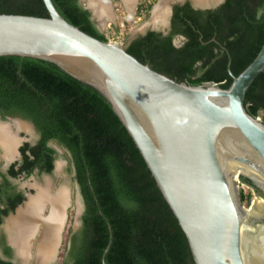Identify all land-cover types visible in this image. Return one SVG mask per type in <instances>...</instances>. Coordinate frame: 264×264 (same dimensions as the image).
I'll use <instances>...</instances> for the list:
<instances>
[{
    "label": "trees",
    "instance_id": "1",
    "mask_svg": "<svg viewBox=\"0 0 264 264\" xmlns=\"http://www.w3.org/2000/svg\"><path fill=\"white\" fill-rule=\"evenodd\" d=\"M52 1L70 24L109 42L80 0ZM155 3L141 0L136 17L149 18ZM0 14L49 17L43 0H0ZM177 37L185 39L180 47L174 43ZM263 45L264 0H224L208 10L189 2L176 5L168 34L149 30L126 50L178 83L228 89L233 82L229 58L231 72L238 76ZM245 108L264 123V72L249 88ZM0 117L27 121L38 135L35 144L19 149L20 161L6 174L0 172V226L25 200L9 179L30 177L36 170L52 174L57 159L53 142L70 155L84 206L76 232L69 218L61 264H103L107 249L106 264H195L188 240L142 155L98 91L50 62L0 57ZM240 196L245 205L252 199L251 193L241 191ZM0 243L10 255L11 249ZM0 264L13 263L0 258Z\"/></svg>",
    "mask_w": 264,
    "mask_h": 264
},
{
    "label": "water",
    "instance_id": "2",
    "mask_svg": "<svg viewBox=\"0 0 264 264\" xmlns=\"http://www.w3.org/2000/svg\"><path fill=\"white\" fill-rule=\"evenodd\" d=\"M188 1L204 10L224 2ZM43 2L48 18L0 14V57L55 64L107 100L177 218L195 264H264V216L249 220L255 200L247 210L236 184V178L248 180L264 201V123L245 108L249 88L264 72V45L238 76L231 72L229 58L233 82L228 89L212 83L190 86L141 63L122 44L103 42L73 26L52 0ZM85 9L95 24L93 8ZM149 30L154 29L141 35ZM17 120L35 131L31 123ZM60 243L61 235L54 256Z\"/></svg>",
    "mask_w": 264,
    "mask_h": 264
},
{
    "label": "rangeland",
    "instance_id": "3",
    "mask_svg": "<svg viewBox=\"0 0 264 264\" xmlns=\"http://www.w3.org/2000/svg\"><path fill=\"white\" fill-rule=\"evenodd\" d=\"M119 1L120 4L118 6L113 2V0H107L111 12V18L106 23H101L98 20L95 22V24L97 27L101 29L102 33L108 37L109 42L122 44L125 48L127 44L130 42V38L132 35L140 36L145 32V30L148 27L150 29H154L155 31H159V32L166 31L172 16V12H171L172 6L174 4L183 3L185 1L189 2L188 0H171L167 8L168 11H167L166 23L164 25L155 26L150 24L152 20V10L150 17L147 18L146 20L141 18L139 19L136 17V9H137L136 4L139 3L141 0L135 1V8L133 11L130 10L128 11L127 9H125L122 0ZM160 1L161 0H156V3L154 4L153 8H155ZM80 2L85 7L90 5L88 0H80ZM174 43L177 47H180L183 45L184 40L182 38L177 37L175 38ZM0 121L10 125V128H12V132H15L17 134V139L22 141L21 145L23 144V142H29L31 144H34L37 141L38 135L36 131L19 129L18 125L23 126L20 123V121L12 118L2 119L1 117H0ZM21 145L20 146L18 145V147L21 148ZM50 145L56 150H58L56 167L53 174L51 176H47V175L40 176L34 173L30 177H23L21 179L15 180L14 182L16 184H19L22 187V189H24V191L27 192L28 195L30 196H33L35 194L33 190L36 191L37 188L41 185H44L46 181H49L50 184L52 185L53 192H56L62 188H65L67 190L69 197L64 211V215H63L64 219L62 222V228L60 232L61 243L60 246L58 247L61 248L60 252L62 253L64 248V242L67 239L66 233L64 232L65 226L69 224L68 223L69 218L72 217L73 219L72 226L74 227L76 217L78 216V214L83 213L84 206L79 191V187L75 181L73 167L70 164V155L68 151L56 143L52 142ZM18 150L19 149H17V151ZM17 151L15 152L14 158L8 159L5 151H3L2 148H0V168L2 170L6 169L11 164L20 160ZM236 184L237 186H239L240 192L243 191L245 194H249V193L252 194V199H251L252 201L256 199L263 200V197L259 192L257 193L253 187L244 184L241 180H239V178H236ZM243 206L247 210L251 209V206L249 204L248 205L243 204ZM43 214L48 215V207L45 208ZM65 218H68L67 222L65 221ZM260 219L262 220V217L259 218V220ZM18 260L19 259L17 258V261ZM61 263H62V259L60 256H58L55 261V264H61Z\"/></svg>",
    "mask_w": 264,
    "mask_h": 264
},
{
    "label": "bare ground",
    "instance_id": "4",
    "mask_svg": "<svg viewBox=\"0 0 264 264\" xmlns=\"http://www.w3.org/2000/svg\"><path fill=\"white\" fill-rule=\"evenodd\" d=\"M90 6L95 12V18L101 23H106L111 18V12L107 0H88ZM136 0H122V3L128 11H133ZM171 0H161L155 7L150 24L155 26L164 25L166 23L168 5ZM216 0H193L196 4H209ZM19 129L25 127L18 125ZM26 130V129H25ZM9 126L0 125V145L5 150L8 159L15 156L18 139L14 137ZM237 172H235V176ZM50 182L37 188V193L31 197L25 204V208H21L17 213L18 216L13 220H9V229H11V242L18 250L20 257L25 264H50L54 258V251L58 242V236L63 221L64 211L68 202V192L65 188L59 189L52 193L49 191ZM50 204V214L46 218H42V205ZM255 206L249 213L251 218H263L264 216V201L256 199ZM42 223L43 229L40 240L38 241L37 252L31 257L30 252H27L29 243L33 238V231L36 225ZM32 262V263H31Z\"/></svg>",
    "mask_w": 264,
    "mask_h": 264
},
{
    "label": "flooded vegetation",
    "instance_id": "5",
    "mask_svg": "<svg viewBox=\"0 0 264 264\" xmlns=\"http://www.w3.org/2000/svg\"><path fill=\"white\" fill-rule=\"evenodd\" d=\"M185 3H187V1H185V2H183V3H177V4H174L173 6H172V8H171V12H172V14H173V10H174V7L176 6V5H179V6H183V5H185ZM171 18H172V16H171ZM167 29H170V31H171V19H170V22H169V26H168V28ZM169 31V32H170ZM168 32V33H169ZM179 38H182L184 41H185V39L183 38V37H179ZM12 119H16L17 120V118H12ZM15 138H16V136H14ZM38 140V139H37ZM37 142V141H36ZM35 142V143H36ZM25 143H29V142H24L23 143V145L25 144ZM34 143V144H35ZM52 143V142H51ZM50 143V144H51ZM31 144V143H30ZM22 145V146H23ZM21 146V147H22ZM55 149V148H54ZM56 150V149H55ZM57 151V156H58V150H56ZM20 157H21V154H20ZM21 159V158H20ZM20 161V160H19ZM56 161H57V159L55 160V163H54V171H55V167H56ZM8 168H9V166L6 168V169H1L0 168V172L1 173H3V174H6L7 173V171H8ZM53 171V172H54ZM34 173H36V175H40V176H44V175H47V176H51L52 174H39L38 173V171L36 170ZM33 173V174H34ZM21 178H23V177H21ZM21 178H18V179H21ZM18 179H9L10 180V182H11V184L16 188V190H17V192H21V193H23L24 194V196H25V200L16 208V210L13 212V213H10L5 219H4V222H3V224L0 226V242H1V240H3V243L7 246V247H9L10 249H11V254L10 255H7L6 253H4V250H3V246L1 245V243H0V258L1 259H3V260H5V261H9V262H12L13 264H25L24 262H23V260H22V258L20 257V255H19V253H18V250L16 249V247L13 245V243L11 242V235H10V233L12 234V232H11V229H9V223L11 222H8L9 220H10V217L13 215H15L13 218H11V220H13L14 218H16L17 216H18V213H17V209L19 208V207H23V208H25L26 207V203L28 202V197H33L36 193H37V190L36 191H34L33 190V192L35 193L33 196H30V195H28V193L27 192H25L24 191V189H22V187L19 185V184H16L14 181L15 180H18ZM0 181H1V178H0ZM45 184V183H44ZM43 186V185H42ZM49 191L50 192H52V193H54L53 191H52V185L50 184V189H49ZM41 207H48V215H44L43 214V212H44V210H45V208L44 209H42L41 208V215H42V218H46V217H48L49 216V214H50V210H51V205L50 204H45V205H42ZM68 221V218H66V222ZM67 225V224H66ZM61 228H62V226H61ZM42 229H43V225H42V223H40V224H38V225H36L35 226V228H34V231H33V237L34 238H32V240H31V242L29 243V245H28V248H27V252H30V254H31V257H33L35 254H36V252H37V246H38V241L40 240V237H41V234H42ZM66 230V226H65V229H64V232H66L65 231ZM60 232H61V230H60ZM73 232H74V227H73ZM60 249L61 248H57V252H56V255L54 256V258H53V260H52V262H50V264H55V261H56V259H57V257L58 256H60L61 254V252H60ZM17 258L19 259L18 261H17ZM32 263V262H31ZM32 264H34V263H32Z\"/></svg>",
    "mask_w": 264,
    "mask_h": 264
}]
</instances>
